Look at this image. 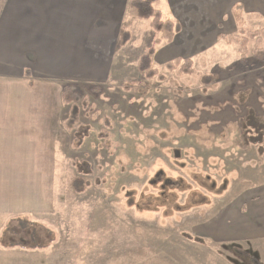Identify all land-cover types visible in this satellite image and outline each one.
<instances>
[{"label":"rangeland","instance_id":"obj_1","mask_svg":"<svg viewBox=\"0 0 264 264\" xmlns=\"http://www.w3.org/2000/svg\"><path fill=\"white\" fill-rule=\"evenodd\" d=\"M132 1L122 25L134 38L107 81L77 85V123L67 124L65 105L64 122L49 126L61 114L53 94L17 142L0 138V264H264V249L248 259L253 246L219 224L247 189L264 186V139L253 145L244 133L250 112L264 125V59L255 54L264 55L255 32L264 18L238 6L215 41L182 28L158 47L166 63L153 62L149 78L140 61L160 35ZM183 1L199 2L174 3ZM155 7L182 25L173 2ZM241 29L252 32L246 49ZM177 59H192V72L165 67Z\"/></svg>","mask_w":264,"mask_h":264},{"label":"crops","instance_id":"obj_2","mask_svg":"<svg viewBox=\"0 0 264 264\" xmlns=\"http://www.w3.org/2000/svg\"><path fill=\"white\" fill-rule=\"evenodd\" d=\"M170 1L181 29L211 41L218 39L217 31L223 30L221 26L217 30L223 16L228 15L233 25L238 6L246 16L264 18V0H199L177 5ZM127 7L128 0H0L1 143L17 142L20 127L30 123L33 108L50 109L51 104L46 103L53 94H60L54 110L56 115L58 110L61 114L48 120L49 126L64 122L63 85L107 81L123 51H117V45L121 32L126 31L122 24L127 20ZM131 10L135 11L132 5ZM199 22L205 25L198 28ZM138 24L140 21L135 26ZM158 53L153 62L165 65V58L158 60ZM38 87L40 92L35 96ZM247 190L252 193L241 201L242 209L227 208L219 224L223 235H233L241 244L253 246L249 251L258 254L256 248L264 249V186Z\"/></svg>","mask_w":264,"mask_h":264},{"label":"trees","instance_id":"obj_3","mask_svg":"<svg viewBox=\"0 0 264 264\" xmlns=\"http://www.w3.org/2000/svg\"><path fill=\"white\" fill-rule=\"evenodd\" d=\"M157 0H133L131 5L135 9L137 17L141 20H150L151 27L157 34L160 35L159 38L155 39L153 42V46L149 48L148 52L141 58L139 70L146 74L149 78L155 77V72H157L156 69L152 68L153 63V57L157 52V49L161 43H167L174 40L175 36L178 32L181 30V26L179 23L174 22L170 19H166L163 16V13L158 10L155 7V2ZM235 16L238 18L240 14L236 12L235 10ZM257 36V46L260 45L263 38L264 29L255 31ZM240 35H238L239 39L242 38L240 41L241 46L243 49H246V43L251 39V31H245L240 30ZM221 39V37H220ZM131 40V34L128 31H122L121 32V38L117 45V51L122 50ZM263 49H257L255 50L256 57L260 60L264 59ZM192 59H186V60H180L177 59L173 62L168 63L165 67L168 69L172 68H179V66H185V71L187 73H191L193 62ZM203 82L205 84H208L211 82V77H204ZM32 82L30 81V84ZM94 89H98V87H94ZM93 89V90H94ZM62 99L64 102V105L70 106L71 108L69 113V118L67 124L69 126H73L78 121V116L80 113L79 104L82 101V95L79 93V87L75 84H65L62 87ZM246 125H245V136H247V142L253 145H261L263 143L264 139V125L260 123V121H257L254 113L250 112L248 119H246ZM256 131V134H255ZM254 133V134H253ZM248 254V259H254L256 261V258L254 255ZM244 255V254H242ZM248 261V260H246Z\"/></svg>","mask_w":264,"mask_h":264}]
</instances>
